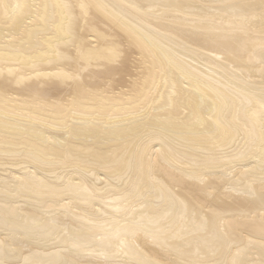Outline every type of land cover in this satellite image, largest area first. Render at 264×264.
<instances>
[{
	"label": "bare ground",
	"instance_id": "obj_1",
	"mask_svg": "<svg viewBox=\"0 0 264 264\" xmlns=\"http://www.w3.org/2000/svg\"><path fill=\"white\" fill-rule=\"evenodd\" d=\"M0 264H264V0H0Z\"/></svg>",
	"mask_w": 264,
	"mask_h": 264
},
{
	"label": "rangeland",
	"instance_id": "obj_2",
	"mask_svg": "<svg viewBox=\"0 0 264 264\" xmlns=\"http://www.w3.org/2000/svg\"><path fill=\"white\" fill-rule=\"evenodd\" d=\"M90 39L92 38L91 36L89 37ZM185 82V81H184ZM54 127H56L57 128V126L56 125H54Z\"/></svg>",
	"mask_w": 264,
	"mask_h": 264
}]
</instances>
